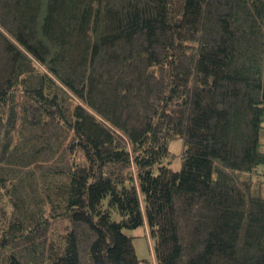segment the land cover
Listing matches in <instances>:
<instances>
[{
  "label": "trees",
  "instance_id": "1",
  "mask_svg": "<svg viewBox=\"0 0 264 264\" xmlns=\"http://www.w3.org/2000/svg\"><path fill=\"white\" fill-rule=\"evenodd\" d=\"M141 224L264 264V0H0V264H140Z\"/></svg>",
  "mask_w": 264,
  "mask_h": 264
},
{
  "label": "rangeland",
  "instance_id": "2",
  "mask_svg": "<svg viewBox=\"0 0 264 264\" xmlns=\"http://www.w3.org/2000/svg\"><path fill=\"white\" fill-rule=\"evenodd\" d=\"M3 32H5L3 30ZM169 150L172 156L169 161V166L173 169H179L181 165V153L183 149V141L181 138L169 140ZM125 233L133 235V244L138 255V258L145 260L143 264H155L154 255L152 252V240L147 232L146 224H141L136 228H123ZM147 261V262H146ZM149 261V262H148ZM141 264V263H140Z\"/></svg>",
  "mask_w": 264,
  "mask_h": 264
},
{
  "label": "bare ground",
  "instance_id": "3",
  "mask_svg": "<svg viewBox=\"0 0 264 264\" xmlns=\"http://www.w3.org/2000/svg\"><path fill=\"white\" fill-rule=\"evenodd\" d=\"M141 264H143V263L141 262Z\"/></svg>",
  "mask_w": 264,
  "mask_h": 264
}]
</instances>
